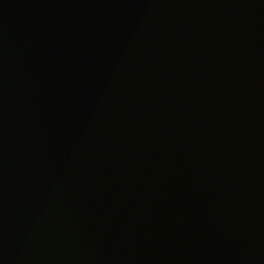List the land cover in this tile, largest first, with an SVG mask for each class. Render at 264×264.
<instances>
[{
  "label": "water",
  "instance_id": "obj_1",
  "mask_svg": "<svg viewBox=\"0 0 264 264\" xmlns=\"http://www.w3.org/2000/svg\"><path fill=\"white\" fill-rule=\"evenodd\" d=\"M135 1L0 0V264H264V160L181 139L140 153L152 108L134 114L138 101L104 92L117 80L160 96L148 64L131 79L107 71L136 33L177 65L192 54L216 103L263 143L264 7L240 22L231 3L196 0L175 24L149 10L132 24Z\"/></svg>",
  "mask_w": 264,
  "mask_h": 264
}]
</instances>
